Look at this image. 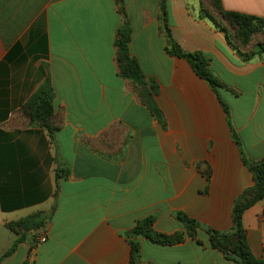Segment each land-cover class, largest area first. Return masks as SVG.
I'll return each instance as SVG.
<instances>
[{"label": "crops", "instance_id": "1", "mask_svg": "<svg viewBox=\"0 0 264 264\" xmlns=\"http://www.w3.org/2000/svg\"><path fill=\"white\" fill-rule=\"evenodd\" d=\"M222 1L227 11L264 17V0ZM160 2L0 0V264H131L126 233L150 216L168 235L184 230L179 212L233 231L234 203L255 185L242 154L264 160V57L243 61L223 31L199 18L201 0L166 1L173 39L205 54L224 85L228 118L189 64L167 54ZM125 21L132 57L159 87L166 127L120 76L116 40ZM46 83L53 136L23 113ZM199 163L211 167L210 181ZM39 213L48 219L43 229L9 228ZM243 227L264 260V200L245 212ZM198 240L141 239L142 264H238L210 247L204 231Z\"/></svg>", "mask_w": 264, "mask_h": 264}, {"label": "trees", "instance_id": "2", "mask_svg": "<svg viewBox=\"0 0 264 264\" xmlns=\"http://www.w3.org/2000/svg\"><path fill=\"white\" fill-rule=\"evenodd\" d=\"M166 1L167 0H161L160 12L161 29L167 37V54L171 57L185 59L191 65L195 73L211 87L227 114V117L230 118L229 107L216 93V90L224 87V85L211 73L210 59L202 52H185L173 39L167 21ZM199 18L210 20L217 29L223 31L243 61L250 62L256 58L264 57V42H256L254 40L256 35L261 33L264 34V17L227 11L223 6L222 0H201ZM131 36V24L129 21H125L118 32L116 40L117 64L120 76L132 82L137 88H142L147 107L154 117L164 125V116L152 97V94H158L159 87L154 81L147 80L139 62L132 57L129 48ZM23 113L31 120L32 124L38 123L47 129L51 136L54 135L57 128L52 124L54 117L53 91L49 83H46L40 93L31 99ZM232 132L234 135L233 139L237 142V135L234 133V130ZM242 155L245 157V165L254 175L255 185L251 189L245 191L234 204V229L232 232L224 233L211 228H202V225L196 220L179 212L176 217L184 224L186 232H177L168 235L156 231V219L150 216L139 220L134 229L126 233L131 245V264H142L141 239L150 240L161 246L181 244L188 238L201 244L198 240L200 231H204L207 234L210 247L222 252L228 260L235 261L238 264H264V260L257 259L253 255L246 230L243 227V216L245 212L264 200V160L253 162L250 161L245 154ZM59 174L60 172L57 173V176H59ZM47 222V217L39 213L18 222L11 223L9 228L21 235V232L39 231L46 226ZM21 237V239H17V242L5 257L12 254L18 243L24 240L23 234Z\"/></svg>", "mask_w": 264, "mask_h": 264}, {"label": "rangeland", "instance_id": "3", "mask_svg": "<svg viewBox=\"0 0 264 264\" xmlns=\"http://www.w3.org/2000/svg\"><path fill=\"white\" fill-rule=\"evenodd\" d=\"M254 40L256 41V42H264V34L263 33H261V34H258V35H256L255 36V38H254ZM176 58V57H175ZM182 60H185V59H182ZM186 61V60H185ZM187 62V61H186ZM188 63V62H187ZM189 64V63H188ZM189 66L191 67V65L189 64ZM192 68V67H191ZM193 69V68H192ZM194 71V70H193ZM195 72V71H194ZM196 74V73H195ZM197 75V74H196ZM198 76V75H197ZM199 77V76H198ZM200 78V77H199ZM201 79V78H200ZM202 80V79H201ZM204 81V80H203ZM155 82V81H154ZM132 83V82H131ZM156 83V82H155ZM207 83V82H206ZM133 84V83H132ZM207 85H208V83H207ZM209 86V85H208ZM136 87V86H135ZM209 88L211 89V87L209 86ZM136 89H137V91H139V93H140V95L143 97V100H144V103H145V95H144V93H143V90H142V88H137L136 87ZM218 89H220V88H218ZM216 90V93L218 94L219 92V90ZM214 93V92H213ZM159 95V92H158V94H152V97H153V99H154V101H155V103H156V105L158 106V104H157V101H156V98H157V96ZM219 95V94H218ZM220 97V96H219ZM221 98V97H220ZM218 99V98H217ZM219 101V100H218ZM145 105H146V103H145ZM147 106V105H146ZM158 108L160 109V107L158 106ZM149 109V108H148ZM161 110V109H160ZM151 112V111H150ZM161 112H162V114H163V116H164V125H163V127H166V125H167V122H166V119H165V115H164V113H163V111L161 110ZM153 115V114H152ZM227 115V114H226ZM154 116V115H153ZM157 119V118H156ZM159 121V120H158ZM161 123V122H160ZM234 130V129H233ZM232 130V131H233ZM233 137H234V135H233ZM237 144L240 146V143H239V140L237 141ZM244 156L242 155V160H243V162H244V164H245V161H244ZM246 166V165H245ZM247 167V166H246ZM248 168V167H247ZM197 169H198V171L202 174V175H204L205 176V178L208 180V181H210L211 180V177H212V171H211V167L209 166V164H207V163H199V164H197ZM249 169V168H248ZM250 170V169H249ZM252 173V172H251ZM253 174V173H252ZM255 179V178H254ZM247 191V190H246ZM208 192V189H206L205 190V193H207ZM242 196V195H241ZM240 196V197H241ZM236 202V201H235ZM235 204V203H234ZM188 216V215H187ZM189 217V216H188ZM176 219H177V217H175ZM190 218V217H189ZM192 219V218H191ZM178 220V219H177ZM193 220H195V219H193ZM179 221V220H178ZM197 221V220H196ZM179 222H181V221H179ZM198 222V221H197ZM182 223V222H181ZM199 223V222H198ZM155 224H156V222H155ZM183 224V223H182ZM200 225H202L201 223H199ZM183 226H184V224H183ZM202 228H209V227H205V226H203L202 225ZM180 232H186V228H185V226H184V230L183 231H180ZM177 233V232H176ZM175 234V233H174ZM189 239V238H188ZM187 240V239H186Z\"/></svg>", "mask_w": 264, "mask_h": 264}, {"label": "built area", "instance_id": "4", "mask_svg": "<svg viewBox=\"0 0 264 264\" xmlns=\"http://www.w3.org/2000/svg\"><path fill=\"white\" fill-rule=\"evenodd\" d=\"M43 241H45V239H43Z\"/></svg>", "mask_w": 264, "mask_h": 264}]
</instances>
